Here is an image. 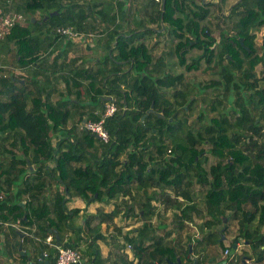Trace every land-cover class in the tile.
<instances>
[{
	"label": "trees",
	"instance_id": "trees-1",
	"mask_svg": "<svg viewBox=\"0 0 264 264\" xmlns=\"http://www.w3.org/2000/svg\"><path fill=\"white\" fill-rule=\"evenodd\" d=\"M98 3L0 0L2 11L23 17L0 38L12 53V66L23 68L19 77H0V233L4 222L13 220L36 227V236L51 229L62 245L81 251L84 264H177V259L191 264L194 246L189 253L188 241L200 238L190 233V223L194 214L205 216L192 193L198 185L206 186L202 200L208 216L200 229L209 231L197 250V264H231L226 258L207 260L214 254L206 252L208 246L221 236L220 228H212L223 217L222 233L233 219V241L249 244L242 258L250 255L253 264H264V36L260 44L255 40L264 25V0ZM56 24L72 25L87 38L95 35L102 56L69 68L67 46L49 50L57 40L51 36ZM146 31L154 36L145 38ZM194 48L200 56L186 60ZM185 64L209 74L199 78L194 97L178 90L184 73L177 65ZM211 65L214 70H208ZM188 79L192 83L196 77ZM82 95L89 102L80 112L84 120L101 118L106 96L116 104L103 123L107 141L69 123L68 104L74 96L80 105ZM206 153L215 159L205 168ZM76 196L86 204L99 200L114 206L108 212L98 207L76 224L72 215L78 208L67 205ZM152 200L163 211L173 210L170 228L152 221L161 217ZM120 213L142 219L133 234L132 229L121 233L114 223ZM95 217L98 223L92 225ZM102 221L113 222L115 231L107 237L113 249L106 255L98 243L106 238ZM66 230L71 235L63 240ZM22 244L7 233L0 237V264L1 258L30 264L38 254L26 257ZM128 244L133 258L124 251ZM38 247L39 253L48 250V264H54L56 248L43 240Z\"/></svg>",
	"mask_w": 264,
	"mask_h": 264
},
{
	"label": "crops",
	"instance_id": "crops-1",
	"mask_svg": "<svg viewBox=\"0 0 264 264\" xmlns=\"http://www.w3.org/2000/svg\"><path fill=\"white\" fill-rule=\"evenodd\" d=\"M95 22H100V21L99 20H95ZM39 26L40 25H37L36 30L39 28ZM51 36H52V38L53 37H56L57 40L56 41H53L52 45L49 46V50L56 49V48L58 50L65 49L66 46L62 45V40H63L62 37L56 36L55 34H52ZM88 41H89V45H90V43H92V41H93V44H94V42H95V35H92V36H90L88 38H87V35H86V39L83 40V41H80V42H82V43H88ZM8 47L9 46H6V45H0V57H2V58H6L7 57L6 54H5V51H7L11 55V51H9V48ZM67 48L69 49V51L67 52L66 58H67V60L68 59L70 60V65H68L69 68H71L72 66H76V64H78V67H79V66H81V64H84L85 63V61L83 60V58H80L78 55H76L80 51V49H78L79 47H77V46L70 47V45H67ZM102 53H103V50H102V52L100 54H102ZM94 59L95 58H93V61H94ZM0 64L13 65L11 61H4V60H0ZM23 81L24 80L22 79V82ZM27 90H28V88H27ZM82 98L85 100V101H83L84 104L87 105L89 102L87 101V98L85 97V95H82ZM55 99H56V94H52L50 96V101H54ZM71 99H72V101L68 104V106H69V108L71 110V113H72L71 114L72 115V118H70V122L69 123H71V122H73V123L74 122L75 123L78 122L79 123V121H81L83 118H85L84 116H81L82 114H80V112L82 111L83 107L80 106V105H78V102H77V100H75L74 96H72ZM29 104H30V102H29ZM30 167L32 168V166H30ZM205 188H206V186L203 189H205ZM202 192H203V190H202ZM0 193H2L1 192V189H0ZM198 199H200V200H199V203H198V206L197 207L204 213L205 216H204V218H198L194 214L193 215V221H194V218H198L199 220H201L203 222V220L208 217L206 215V213L204 212V208H203V205H204V201L202 200L203 199V193H202V196L200 198H198ZM21 202L23 203L21 205L24 206V202L23 201H21ZM152 203H154L155 205H158V211L161 212V217H159V220H161V221H167L168 222V219L169 218H167V217L165 218V216H162L163 213L164 214H167L168 210L167 211H163L162 210L163 209V205L159 201L152 200ZM67 205H68V208L75 207V208H79L80 209V210L78 209L77 214H73L72 215V220L76 224H82L83 221H84L85 216L88 215V214L95 213L98 207L99 208H102L103 211H105V212L111 211L112 208H113V206H114V202L112 201V202H109V203H105V202H102V201H99V200H94V201L86 204L85 201L81 197L76 196L71 201H69ZM136 210H137V207H136ZM120 219H121L122 225H120L121 224L120 223ZM157 219H158L157 216H154L152 218V221L153 222L159 221ZM113 221L117 225L121 226V233H125L128 229H132L133 230V228H134L133 231H136L135 230L136 229V226H138V225H140L142 223V219L139 216H135V215L133 216L132 215L130 217H124V216L121 215V213L118 214V215H116L114 217ZM169 221H170L169 223H170V226H171V220H169ZM6 222H9V223H6ZM6 222H4V225H6V226L3 225L4 226V229L1 230L2 232L0 233V237L1 238L4 236L5 233H7L8 234V238L11 241H13V242L20 241V242L23 243V240L25 241L26 238L34 237L35 240L37 241V243H39V241L43 240V242L45 244H47L45 242V238L50 233V231H48V234L46 236L44 234H42V233H38V236H36V235L33 234V231L36 228L34 226H29L27 224H23V223H21V222H19L17 220H15V221L13 220L12 222L11 221H6ZM97 223H98V217H95L93 219L92 225H95ZM8 225L14 227L16 229V233H13L11 231V228L10 227H7ZM170 226L168 225L165 228H170ZM217 226L218 225H216V227L214 226L212 228V230H215V229L219 228ZM99 227H100V230L104 233V235H106V238L105 239H99L98 240V243H99V245L101 247L102 254L103 255H106L107 252H108V250L110 248L113 249L112 244H110L108 242V238H107L110 234H114L115 233V231L113 229V222H112V224H108V226H107L106 225V221H102L99 224ZM204 228H206V227H204ZM206 229H207V231H204L203 229H201V230L198 231V229H196V227H195V229H194V231L192 233H193V235L198 236L199 238H200V235L201 234H203V237H204L205 236L204 233H207L209 231L208 228H206ZM51 233L55 234L54 232H51ZM158 233H161V230H158ZM68 235H71V231L70 230H66L65 231V233L63 235L64 236L63 240H66L67 237H69ZM193 239H194L193 245L194 244L198 245V242H197L198 239L197 238H193ZM244 243H245V245L248 246L246 249H249V244L246 243V242H244ZM244 243H243V245H244ZM224 245L227 246V244H224ZM201 246H203V245H201ZM201 246H199V248H201ZM0 247H1V245H0ZM209 250L210 249L208 248V250L206 252H210ZM124 251L128 253L129 258H133V253H132V251L130 249L128 250L125 247L124 248ZM197 252L198 251H194V255H197ZM211 256H213V255L208 256V259H207L208 260V263H211V262H209V259H210ZM1 259H4L5 262H6V264H8V262H9L8 259H6V258H1ZM39 259H40V254H38L36 256V258H34L32 260L30 259V261L33 262V261H36V260H39ZM84 259H85V257H83V259H82L83 264H84ZM134 261H136V258L134 259ZM5 262L3 264H5ZM33 263H35V262H33Z\"/></svg>",
	"mask_w": 264,
	"mask_h": 264
},
{
	"label": "built area",
	"instance_id": "built-area-1",
	"mask_svg": "<svg viewBox=\"0 0 264 264\" xmlns=\"http://www.w3.org/2000/svg\"><path fill=\"white\" fill-rule=\"evenodd\" d=\"M160 1V0H155ZM23 19L21 13H15L13 11H2L0 8V38L8 32V28L11 24L16 21ZM53 34L65 37L68 39L75 38L79 35V32L72 25L56 24L52 27ZM23 72V68L20 66H12L8 64H0V77L6 78L13 74L16 77H19ZM117 110L116 104L109 100L105 103L104 111L99 120H82L78 123L79 129H84L86 131H91L95 133L104 141L108 140V132L104 127V119L106 116L113 114ZM2 193H0V198H2ZM9 223V222H6ZM45 242L52 247L56 248L55 261L54 264H83L82 253L78 248L72 246H64L62 244H57L55 237L52 233L48 234L45 238ZM127 249H130V245H127ZM48 250L42 252L43 258H46L48 255ZM229 254V247L226 246L222 252V258H226ZM245 264H253L254 258L249 256H244L242 258ZM35 264V263H34Z\"/></svg>",
	"mask_w": 264,
	"mask_h": 264
},
{
	"label": "rangeland",
	"instance_id": "rangeland-1",
	"mask_svg": "<svg viewBox=\"0 0 264 264\" xmlns=\"http://www.w3.org/2000/svg\"><path fill=\"white\" fill-rule=\"evenodd\" d=\"M99 1L100 0H95L96 3H98ZM38 25H40V24H38ZM140 35H141L140 33H137V34L134 35V37L135 38H139ZM142 35L145 38L146 37L151 38V37L154 36V33L151 32V31L150 32H147L146 31V32L142 33ZM255 35H256L255 36L256 43L257 44H260L261 39L264 36V25L260 29H258V30L255 31ZM66 40H68V39H63L62 40V45H64V46L70 45V47H72V46L79 47L78 49H80V51L76 55H78L80 58H83V60L85 61V63H90L93 58H97V57L102 56V54L100 55V53L102 52L101 48H99L97 46V44H93V41H92V43H90V45H91L90 46L89 45V41H88V43H82L80 41L74 40L73 38L70 41H68V42ZM0 45H6V44L3 41H0ZM162 49L163 48H160L159 50H157L156 51V54H160L161 51H162ZM5 54H6L7 57L6 58L0 57V60L12 61V56L7 51H5ZM43 64H45V63H43ZM121 65H122V67L124 66L123 63H121ZM74 67L75 66H72L71 68L74 69ZM260 68H261V65L258 64L256 66V69H257L258 72H259V69ZM198 73H199V71H198ZM208 76H209L208 72L202 73V77H208ZM81 101H82V103L80 104V106L84 105L83 104L84 103L83 101H85V100L82 99ZM194 116L195 115H192V117H194ZM206 156H207V160L202 163L205 168L207 166H209L210 165L209 163H211L215 159V157L213 155H211V154L206 153ZM194 187L192 189V193H194L196 195V197L200 198L202 196V190L203 189L200 188L197 185L196 186V189L194 190ZM0 200H1V198H0ZM19 205H21V201L19 202ZM172 212H173V210L171 209V210H168L167 214H164V213L162 214V216H165V218L166 217L169 218L168 219V222L167 221H161V220H159V217L157 216V218H158L157 220H159V222L161 221L160 222V227H163V226L166 227L168 225L170 226V223H169L170 221L169 220H171V218H172ZM194 221L192 223H190L191 226H192V230H190L191 234H193L192 232L194 231L195 227H196V229H198V231L201 230L200 228H201L202 221L199 220L198 218H194ZM120 223H121L120 225H122L121 219H120ZM222 224H223V222H221V225L219 224L217 227L220 228L222 226ZM227 224H228L227 229H225L224 232L221 234V236H223V239L221 241H222L223 244L231 245V243L233 242L234 235L237 233V229H236L237 228V224L235 223V221L233 219L231 221H230V219H228V223ZM133 230H134V228H133ZM133 230L130 231L129 233L132 234L133 232H135ZM203 230L204 231H207V229L204 228V227H203ZM207 239H208L207 237H203L202 239H199L198 240V245H196V244L193 245L194 246V251H197L198 248H199V246L205 245ZM215 242H218V241L215 240ZM243 243H242V240H239L238 241V245H237L235 251L232 254H228L227 257H226V260L228 262H230L231 264H240V263H242V256L244 255L245 251H248L249 252V250L246 249L248 246L245 245V243L243 245ZM22 246L24 248V251H26V257L31 256V255H34V254H40L39 253L38 243H37V241L35 240L34 237L26 238V240L23 242ZM47 246L49 247V245H47Z\"/></svg>",
	"mask_w": 264,
	"mask_h": 264
},
{
	"label": "flooded vegetation",
	"instance_id": "flooded-vegetation-1",
	"mask_svg": "<svg viewBox=\"0 0 264 264\" xmlns=\"http://www.w3.org/2000/svg\"><path fill=\"white\" fill-rule=\"evenodd\" d=\"M201 54V52L194 48L191 52L187 53V58L186 60L190 61L191 57L194 56V58H197L199 57ZM159 55V54H157ZM193 58V59H194ZM189 65L188 64H185V65H177V70L178 72H183L184 73V80L183 82H180L178 83V90L179 92H190L191 93V97H194L195 96V93L196 94H199L198 93V90H199V78L202 76V73H204L201 68H195L194 66L192 67H188ZM208 70H214V65H211ZM199 71V73H198ZM201 74V75H200ZM186 76V78H185ZM190 77H196V80L194 82L191 83V80L188 79ZM187 79V80H186ZM192 92H194L192 94ZM192 115H196V113L194 114H191L190 117H192ZM217 241H220L219 239ZM219 242H216L215 245H209L208 248L212 251V254L213 255H218L220 253V249H222L221 245L218 244Z\"/></svg>",
	"mask_w": 264,
	"mask_h": 264
},
{
	"label": "water",
	"instance_id": "water-1",
	"mask_svg": "<svg viewBox=\"0 0 264 264\" xmlns=\"http://www.w3.org/2000/svg\"><path fill=\"white\" fill-rule=\"evenodd\" d=\"M163 3H164V0H162V6H163ZM52 13H57V10H54V11H51L50 12V14H52ZM162 17V15L160 16V18ZM45 18H46V16H45ZM32 20H34L33 18H32ZM160 24H161V27H160V29L159 30H163V28H164V25H163V20H162V18L160 19ZM76 41H83V40H85L86 39V35H84V34H80V35H78L77 37H75L74 38ZM240 41H242V39L240 38ZM105 99L106 100H110V99H112V97L111 96H106L105 97ZM150 110H152V104H151V106L149 107V109H148V112L150 111ZM158 115L159 116H162L163 114L162 113H158ZM144 116H142V118H143ZM96 137H99L97 134H95V133H93ZM21 204H23L22 202H21ZM223 223L226 221V217H223ZM223 229H224V225L220 228V233L222 234V231H223ZM49 231H52L51 229L49 230ZM55 233V239L57 240V244H60V235L55 231L54 232ZM203 238V234H201L200 235V239H202ZM223 239V236H221L220 238H219V240H222ZM193 241H194V239L193 240H190V241H188V246H189V248H188V252L189 253H192V244H193ZM237 241H238V239H234V241L231 243V246H230V249H229V254H232L234 251H235V249H236V247H237ZM246 243H248L247 241H245ZM222 251H223V249H220V253L218 254V255H213V256H211L210 257V259H209V262H211V263H214L215 261H217V260H220V259H222V262H225L226 260L225 259H223L222 258ZM21 253L22 254H24V251L22 250L21 251ZM190 258H191V264H197V255H194V254H192L191 256H190ZM39 264H48V260L47 259H45V258H43V254H42V252L40 253V259H39ZM177 264H180V261H179V259H177ZM31 264H34V263H31Z\"/></svg>",
	"mask_w": 264,
	"mask_h": 264
},
{
	"label": "clouds",
	"instance_id": "clouds-1",
	"mask_svg": "<svg viewBox=\"0 0 264 264\" xmlns=\"http://www.w3.org/2000/svg\"><path fill=\"white\" fill-rule=\"evenodd\" d=\"M79 35H80V33H79ZM68 39V38H67ZM74 39V38H73ZM50 234V233H49ZM53 234V233H52ZM54 235V237H55V234H53ZM243 243V242H242ZM61 244V243H60ZM237 244H238V241H237ZM228 246V245H227ZM231 246V245H230ZM230 249V248H229ZM249 250V249H248ZM223 252V251H222ZM46 259V258H45ZM223 259H225V258H223ZM220 260H222V259H220ZM217 261H219V260H217ZM30 263H33V262H30Z\"/></svg>",
	"mask_w": 264,
	"mask_h": 264
}]
</instances>
